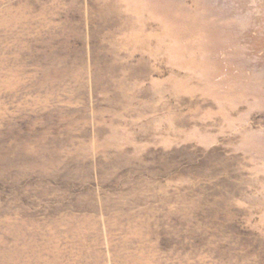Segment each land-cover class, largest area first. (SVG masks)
Here are the masks:
<instances>
[{
    "label": "rangeland",
    "instance_id": "rangeland-1",
    "mask_svg": "<svg viewBox=\"0 0 264 264\" xmlns=\"http://www.w3.org/2000/svg\"><path fill=\"white\" fill-rule=\"evenodd\" d=\"M0 264H264V0H0Z\"/></svg>",
    "mask_w": 264,
    "mask_h": 264
}]
</instances>
